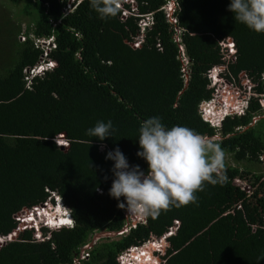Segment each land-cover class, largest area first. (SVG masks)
<instances>
[{
    "label": "trees",
    "instance_id": "trees-1",
    "mask_svg": "<svg viewBox=\"0 0 264 264\" xmlns=\"http://www.w3.org/2000/svg\"><path fill=\"white\" fill-rule=\"evenodd\" d=\"M8 1L22 5L32 27L23 42L12 38V53L0 63V236L16 227L13 215L42 204L50 193L68 207L74 225L43 229L48 239L42 241L31 231L20 233L0 247V264H72L92 236L128 225L116 238L99 239L80 261L117 264L120 254L162 237L174 221L164 264H264V172L257 168L264 164V34L236 22L230 0H171L175 22L165 13L169 0H134L133 11L121 3L115 17L103 20L90 0ZM145 19L149 24L142 27ZM7 26L6 36L18 34ZM139 35V47L132 48ZM48 38L55 44L48 58L56 67L26 77L25 70L43 61L35 40ZM227 39L235 48L227 78L245 73L253 95L244 115L226 117L215 129L201 119L199 105L211 98L207 72L224 64L220 43ZM151 117L166 128L184 126L213 138L225 152L231 180L206 184L195 204L132 225L126 209L118 208L124 198L109 195L114 162L105 157L119 148L130 167L146 173L138 137ZM109 120L110 137L86 135ZM59 135L67 142L64 150L55 142Z\"/></svg>",
    "mask_w": 264,
    "mask_h": 264
},
{
    "label": "clouds",
    "instance_id": "clouds-1",
    "mask_svg": "<svg viewBox=\"0 0 264 264\" xmlns=\"http://www.w3.org/2000/svg\"><path fill=\"white\" fill-rule=\"evenodd\" d=\"M128 1L129 4H127L134 10V0ZM169 2L172 3L166 4V6H170L169 10L172 15L174 1ZM90 5L103 20L115 17L119 13L121 0H90ZM228 11L233 14L236 22L256 33L264 34V0H230ZM35 43L44 50L43 61H41L42 72L34 75L40 76L56 67V62L48 58L49 53L55 49V44L53 38L37 39ZM183 57L181 54V58ZM182 62L186 64L187 59L186 61L182 59ZM227 63L221 64L223 69L216 75L218 76L216 85L219 90L223 89L222 85L226 86L229 82ZM208 80L210 83V78ZM203 114L200 111L201 119L215 129H219L226 117L235 116L219 113L217 110L213 113ZM111 132V120L107 123L98 121L94 127L87 130L86 135L103 141L111 136ZM59 138L64 139L62 135H59L55 142ZM138 140L141 150L137 152V156L146 161L148 165L146 173L141 170L139 165L130 167L119 148L109 151L105 157L106 160L114 162V167L111 170L114 179L109 195L117 201L123 197L125 202L118 203V208L126 209L128 215L142 218L135 224L142 222L143 218L155 217L161 212L169 211L172 207L179 208L195 204L198 200L196 193L203 191L206 184L217 185L227 181L224 164L225 152L211 137L203 136L184 126H173L169 129L164 126L159 117H151L140 125ZM46 201L49 203L45 205ZM46 201L39 205H43L44 208L51 207L59 217L52 216V212L50 215L43 214V211L39 209V212L34 213L32 217L23 220L26 227L18 235L27 230L32 232L35 241H42L48 239L43 235V229H47L49 233L73 227L74 221L71 213L57 195L50 193V197ZM61 215L65 217L63 220H61ZM63 221L65 225L61 226ZM16 223L18 225V222ZM171 234L166 233L160 238L137 246L140 247V250L149 246L147 252L151 259H145L147 262H151L149 264H164L162 257L168 246L166 239ZM151 242H155V244L150 245ZM140 250L138 253L141 254L142 250ZM130 261V264H139V260H132V258L126 260L125 264H129ZM117 264H119L118 260Z\"/></svg>",
    "mask_w": 264,
    "mask_h": 264
},
{
    "label": "built area",
    "instance_id": "built-area-1",
    "mask_svg": "<svg viewBox=\"0 0 264 264\" xmlns=\"http://www.w3.org/2000/svg\"><path fill=\"white\" fill-rule=\"evenodd\" d=\"M69 10H71V7H70V4H67L64 12L68 13ZM166 16L170 21L175 22V20L172 18L170 10H168V12L166 13ZM139 36H140V39L139 38L135 39L134 43L132 44V48L139 47L142 41V35H139ZM220 46L222 48V52L224 53L223 61L233 62L235 60V57H234L235 48H234V44L232 43V41L230 39H227L226 41L220 43ZM179 49L183 57L184 55H183L182 47L179 46ZM182 59L186 61L185 56ZM42 69H43V66L41 65V62H40L39 64L35 65L31 69H28L25 71L26 77L30 78L36 75L37 73H41ZM222 69H223V66L216 65L208 71L207 77L210 78L208 89L212 90L211 98L209 100L201 102V104L199 105V110L202 111L204 114L213 113L217 110V112L223 113V114H231V115H237V116L244 115L246 108L248 106L249 98L253 95V92H252L253 85L251 81L247 78L245 73H240L238 74L237 79H234L231 76H229V82L226 84V87H224L222 90H219L216 85V81H218V76L216 75H217V72L221 71ZM228 84H230L231 87H229ZM240 87H243L244 90L241 91ZM259 102H260L261 107L264 109V98L260 99ZM253 120L255 121L256 118H254ZM59 139H57L56 143L61 148V150H64L67 146V142L64 141V139L62 138H59ZM260 158L264 160V156ZM233 182L235 184L239 183L238 180H234ZM243 188H245V186ZM48 203L49 202L46 201L45 205ZM39 209L43 211L44 206L39 205L37 207H32L30 209H27V208L22 209L20 212L13 215V219L14 221L18 222V225L7 236H0V247H2L4 244L8 242L15 240L16 237L18 236V233L26 227L23 222L26 219H29L30 217H32L34 213L39 212ZM124 216L127 220L129 218L128 216L133 217L132 215H128L127 211L125 212ZM130 224L134 225L135 221L134 220L133 222L131 221ZM177 226H178V222L174 221V227L171 228L168 233L169 234L173 233V231H175ZM127 231H128V225L122 228L121 231H119L118 233L106 234L105 238L113 239V238H116L117 236L122 235L123 233H126ZM98 240L99 238H96V235H94L92 236V239L89 240V242H87L85 245L80 247L78 249V254L73 259L72 264H80V261L87 260L90 250L92 249V247L95 245V243ZM154 244L155 242H151L150 245H154ZM139 250H140V247H131L126 252L120 254L117 258V260L119 261V264H125V261L133 257L134 252H137ZM130 263L131 261L129 262V264Z\"/></svg>",
    "mask_w": 264,
    "mask_h": 264
},
{
    "label": "rangeland",
    "instance_id": "rangeland-1",
    "mask_svg": "<svg viewBox=\"0 0 264 264\" xmlns=\"http://www.w3.org/2000/svg\"><path fill=\"white\" fill-rule=\"evenodd\" d=\"M128 2H129L128 0H121V3L123 5H128L129 4ZM170 3H172V2H169L168 4H170ZM169 8H170V6L165 7L166 13L168 12ZM21 9H22L21 4L15 5V4L10 3L8 0H0V63L4 60L8 59L12 53V50H13V45H11V43L13 42L12 38H14L15 41H17V42H23L24 38H22V37L26 38V34H25L26 30L29 29V27L30 28L32 27V25H31L32 23H31L30 18L27 16H24L21 13ZM131 10H133V8ZM123 14L128 15V12H123L122 16H123ZM145 23L147 25L149 24V22H147V19H145L143 21V23H141L140 25L142 27H144ZM7 24L12 26L13 28L18 29V34L17 35L15 34V35H12L9 37H8V35L6 36L5 35L7 33L6 31L9 28L7 26ZM137 38L140 39V36H138ZM41 46L43 48H45L44 45L41 44ZM0 67H1V64H0ZM241 79H242V77H241ZM228 86L231 87L230 84H228ZM222 87L224 88L226 86L222 85ZM240 90L243 91L244 90L243 87H240ZM259 161L263 162L264 160H262L260 158ZM234 166L239 167L236 164H234ZM234 166H232V167H234ZM257 168H258V172H264V164L261 163L260 165L257 166ZM227 179L231 180V178H229L228 176H227ZM233 180H236V179H233ZM48 209H51V207L45 208L44 214H47L46 211H48ZM54 217H56V214L54 215ZM128 217H129L128 218L129 223H131V221L133 222V220L135 222H137L138 220L142 219L141 217H135V216H133V217L128 216ZM102 236L106 237V233L97 234L96 238L101 239ZM110 239H112V238H109V240ZM148 247L149 246L141 249L142 250L141 254L138 253L139 251L135 252L133 257H132V260L137 259V260H141L142 262H144L145 259H147V257H148V252H147Z\"/></svg>",
    "mask_w": 264,
    "mask_h": 264
},
{
    "label": "bare ground",
    "instance_id": "bare-ground-1",
    "mask_svg": "<svg viewBox=\"0 0 264 264\" xmlns=\"http://www.w3.org/2000/svg\"><path fill=\"white\" fill-rule=\"evenodd\" d=\"M45 213V212H44ZM43 213V214H44ZM46 215H50V211L48 210V211H46ZM53 213V215L52 216H54L55 214H57L56 215V217H59L58 216V213L57 212H52ZM62 216V215H61ZM63 217V219L65 218L64 216H62ZM53 224H55V223H53ZM65 225V224H64ZM61 226H63L62 224H61ZM139 264H148V262L145 260L144 262H142L141 260H139ZM154 264V263H153Z\"/></svg>",
    "mask_w": 264,
    "mask_h": 264
},
{
    "label": "crops",
    "instance_id": "crops-1",
    "mask_svg": "<svg viewBox=\"0 0 264 264\" xmlns=\"http://www.w3.org/2000/svg\"><path fill=\"white\" fill-rule=\"evenodd\" d=\"M44 209H45V208H44ZM48 210H49V209H48ZM44 212H45V210H43L42 213H44ZM134 253H135V252H134ZM131 258H132V257H131ZM148 258H151V257H150V254H148Z\"/></svg>",
    "mask_w": 264,
    "mask_h": 264
}]
</instances>
